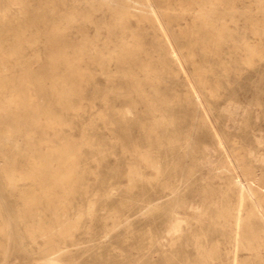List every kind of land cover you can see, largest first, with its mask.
<instances>
[{
	"label": "rangeland",
	"instance_id": "rangeland-1",
	"mask_svg": "<svg viewBox=\"0 0 264 264\" xmlns=\"http://www.w3.org/2000/svg\"><path fill=\"white\" fill-rule=\"evenodd\" d=\"M152 1L164 9H175L166 16L187 72L179 73L175 78L166 73L163 59L157 56L160 49L151 45L158 32L149 22L142 20L139 13L120 17L123 13L117 11L114 4L103 7L90 0H67L68 8L79 15L81 26L74 30L72 42L95 41L98 46L89 52L94 56H104L107 66L103 69L102 66L89 65L93 80L91 84H81L83 102L80 115L68 116V119L79 120L80 124L67 127L62 135L80 144V164L90 171L89 182L92 186L88 191L79 190L65 196L70 201L63 219L74 224L78 222V227L72 231L73 238L60 233L54 238L56 249L63 248L62 264H105L102 258L109 259L108 264L230 262V227L223 216L235 215L236 212L235 171L223 170L225 159L212 138L203 140L205 134L213 135L214 131L195 118L196 108L186 97L188 75L197 82L217 130L223 135L227 148L235 155L240 173L254 190L264 212V40L260 36L264 33V14L259 12L264 7V0H218L223 3L220 9L235 8L237 11L233 15L223 16L221 24L232 28L230 33L237 37V45H250L251 50L227 49L228 46L217 49L208 43L197 47L195 40L204 33L200 29L204 25L200 20V5L206 0ZM38 3V0H0V15L17 17L22 7L27 5L35 11ZM182 10L191 13L184 15ZM248 18L253 21L249 22ZM86 19L93 24L87 23ZM259 27L263 29L259 30ZM186 34L191 35L190 39L185 37ZM135 41L140 46H134L141 47L140 51L132 46ZM122 43H127V47L123 48ZM127 49L134 51L133 59L139 57L141 60H121ZM218 53L222 62L205 61L208 56ZM46 54L43 47L27 50L28 59L44 58ZM110 55L114 59L108 62ZM143 64H148L145 70H142ZM24 66V62L18 65V73ZM129 72L137 78L135 84L127 78ZM148 73L150 79L146 80ZM109 101L127 119L144 120L152 132V139L141 143L135 139L124 142L117 138L106 126L115 120ZM186 104L193 111L189 117L181 108ZM156 136H159L158 144ZM49 139L55 140L53 132H50ZM18 141L11 158L25 163L26 135L22 134ZM60 142L62 140H58ZM34 143L40 146L43 142L37 136ZM43 151H46L44 144ZM102 155L105 156L104 160ZM153 162L158 164L159 173L151 165ZM182 162L185 163L184 167ZM133 170L145 178L157 180L159 189L163 194H168L162 201L164 204L171 203L167 210L173 216L157 222L144 218L139 224L114 229L115 220H123L135 212L130 204L142 203L149 198L140 189L130 190ZM5 177L0 175V186H3L2 189L0 187V263L23 264L25 261L24 264H54L41 251L48 245V239H42L39 234L37 239L33 238L25 226L29 223L24 224L17 210L11 209L9 195L12 188ZM180 177L184 180L182 188L174 197L166 187L177 185ZM21 184L26 186L30 182ZM38 196L45 195L38 193ZM63 196L59 193L55 197L59 199ZM108 198L114 202L106 203L105 199ZM119 201L128 206L122 208L117 204ZM251 210V200L247 199L243 212L244 234L238 252L239 264H264V222ZM113 211H116L117 219L111 218ZM48 213L47 221L55 224L51 222V212ZM26 220L29 222V219ZM105 232L109 237L103 239L102 250H92L99 236ZM24 250H27L26 254ZM21 258L23 262L19 263Z\"/></svg>",
	"mask_w": 264,
	"mask_h": 264
},
{
	"label": "bare ground",
	"instance_id": "bare-ground-1",
	"mask_svg": "<svg viewBox=\"0 0 264 264\" xmlns=\"http://www.w3.org/2000/svg\"><path fill=\"white\" fill-rule=\"evenodd\" d=\"M38 1L39 3L35 11L29 9L26 5L24 8H21V13L17 17H11L7 14L0 15V162L2 163H0L2 165L0 167V175L8 178V186L12 188L9 195L11 209L17 210V214L24 224L29 223L25 226L28 228L27 231L29 230L31 232L33 238L37 239V234H39L42 239H48V245L43 249L41 248L46 258L54 264H62L61 255L64 253L62 252L63 248L56 249L54 238L58 233L67 238H73L72 231L78 227V222L74 224L69 222V220L63 219L67 213V205L70 201L65 196L78 192L79 190L88 191V189L92 188L89 182L90 171L80 164L82 160V151L79 148L80 144L71 138H63L62 135L67 127L73 124H80L79 120L68 119V116L80 115L83 102L81 84H91L93 80V72L89 68V65L102 66L103 69H106L107 59L101 55L94 56L90 54V49L98 46L95 41L86 43L72 42L71 37L74 30L81 28V26L79 25V15L75 10L68 8L67 0ZM90 1L92 3H99L103 7H110L114 4L115 9L123 13L120 17H123L124 14L139 13L142 20L149 22L152 28L158 32L156 40L151 45L160 49L157 56L163 59V63L167 69L166 73L172 76V78H175V75L178 77L179 73H187L181 50L173 39L172 33L170 32L172 27L166 16L168 12L171 13L175 9L172 11L170 9H164L152 0ZM28 4L31 5L32 3L29 2ZM220 6H223V3L218 0H206L200 5V20L204 23L200 29L204 33L195 40L197 47L208 43L217 49H226L228 46L227 49L246 48L251 50L250 45H237V37L230 33L232 28L227 24H221L223 16L233 15L234 12L237 13L235 8L220 9ZM259 12L264 14V7ZM182 13L189 15L191 12L182 10ZM261 20L262 18L259 22ZM86 21L89 24H93L89 19H86ZM248 21L252 22L253 19L248 18ZM260 29L263 28L259 27ZM260 36L264 40V33ZM185 37L190 39L191 35L186 34ZM201 40L205 41L202 42ZM134 44H136L135 46H140L136 41L131 45L134 46ZM121 46L125 48L127 47V43H122ZM135 46L134 48L140 51L141 47ZM36 47H43L47 54L44 58L28 59L27 50L35 49ZM133 52L130 49L125 50V55L121 60L124 62L140 61L141 59L139 57L132 58ZM218 54L208 56V59H205V61L208 60L212 63L222 62L221 55L220 53ZM113 59L114 56L110 55L108 62H111ZM23 62L25 66L18 73V65ZM147 65L143 64L142 70H145ZM126 76L130 80H133L134 84L136 83L137 78L132 72L127 73ZM145 79H150V73L145 75ZM186 88L187 100L192 102L196 108L195 118L202 120L204 126L214 131L213 135L205 134L203 140L212 138L217 148L221 150V156L225 159L223 170L235 171L233 183L236 187V212L235 215L228 214L227 217H223H225L226 225L230 227V248L228 249V254H232L230 262L226 264H239L238 252L240 251L242 236L244 234L243 212L246 201L247 199L251 200V213L264 222L262 204L256 199V194L252 187L245 182L244 176L239 171L240 168L235 155L227 148L223 135L217 130L210 116L209 109L206 106L197 82L190 75H188ZM154 90L157 93L155 87ZM108 105L115 114V120L107 123L106 126L117 138L124 142L135 139L141 143L152 139V132L143 122L144 120H129L125 114L116 111L114 104L110 101ZM181 108L186 117L191 116V112L193 111L188 104L185 106L182 105ZM50 132H53L55 140L49 139ZM22 134L26 135L27 140V144L24 146L26 164L17 162L16 158H11L12 155L14 156L15 147L19 144L18 138ZM37 136L43 142L40 146H36L34 143ZM155 139L158 144L159 136H156ZM58 140H62V142L59 144ZM43 144L46 147V151H43ZM95 144L93 143L92 145ZM138 156L151 157L150 155ZM101 157L103 160L105 159L104 155ZM165 157L169 158L168 156ZM151 165L157 170V173L160 172L158 164L153 162ZM133 171L132 173L130 172L132 180L130 190L140 189L149 198L142 203L130 204V208L135 212L123 220L117 219L116 211H113L111 218L117 219L115 220L116 224L114 229H118L123 225L132 226L133 224H139L145 219L151 222H157L161 218H171L173 216L167 210L171 203L164 204V201H162L168 197V194H163V191L159 189L157 180L145 178L137 173V170ZM152 171L154 172V169ZM17 175L19 179L16 180ZM25 181L30 182V184L22 186L21 182ZM183 181L180 177L177 185L166 187V189H169L173 196L176 197L182 188L181 183ZM0 187L2 189L3 186ZM38 193H43L45 196L39 197ZM59 193H62L64 196L57 199L55 196ZM153 194L154 196H151ZM105 202L112 204L114 200L108 198L105 199ZM117 204L122 208L128 206L127 203H122V201H119ZM48 211L51 212V222H55V224H49L47 221ZM3 213L5 212L3 211ZM114 214L116 215L114 216ZM26 219H29V222ZM108 237L107 232L101 234L92 250H102V245L105 241L103 239H107ZM1 243L2 239H0ZM134 244L139 245V243ZM23 252L26 254L27 250ZM18 255L20 257V254ZM28 258H25V260ZM102 260H104L105 264L109 263V259L107 258H102ZM21 261L22 258L19 263ZM24 263L26 262L24 261Z\"/></svg>",
	"mask_w": 264,
	"mask_h": 264
}]
</instances>
